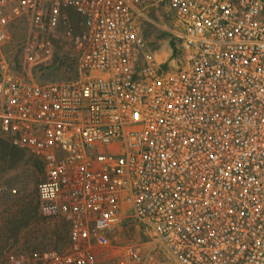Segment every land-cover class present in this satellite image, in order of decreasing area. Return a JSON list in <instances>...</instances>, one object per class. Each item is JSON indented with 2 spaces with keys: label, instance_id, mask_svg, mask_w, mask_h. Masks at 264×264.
I'll list each match as a JSON object with an SVG mask.
<instances>
[{
  "label": "built area",
  "instance_id": "2783aa9c",
  "mask_svg": "<svg viewBox=\"0 0 264 264\" xmlns=\"http://www.w3.org/2000/svg\"><path fill=\"white\" fill-rule=\"evenodd\" d=\"M18 24L0 136L68 245L1 264H264V0H0V54Z\"/></svg>",
  "mask_w": 264,
  "mask_h": 264
},
{
  "label": "rangeland",
  "instance_id": "374dc122",
  "mask_svg": "<svg viewBox=\"0 0 264 264\" xmlns=\"http://www.w3.org/2000/svg\"><path fill=\"white\" fill-rule=\"evenodd\" d=\"M145 34L151 44L165 47L167 37L160 29L146 26ZM24 37V25L13 27L12 43L0 54L15 71L20 69L18 46ZM32 75L40 83L69 79L74 77L73 62L59 52L51 67L34 70ZM43 177L41 160L27 151L12 147L0 136V264L11 256H22L31 261L34 253L62 252L68 245L65 222L46 220L38 214L36 186Z\"/></svg>",
  "mask_w": 264,
  "mask_h": 264
}]
</instances>
